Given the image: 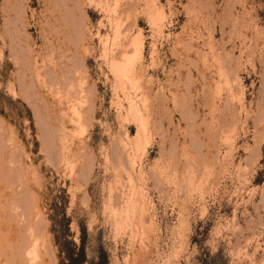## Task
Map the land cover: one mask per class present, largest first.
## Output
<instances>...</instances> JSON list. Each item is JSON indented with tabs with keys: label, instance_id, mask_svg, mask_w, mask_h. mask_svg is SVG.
I'll return each instance as SVG.
<instances>
[{
	"label": "rangeland",
	"instance_id": "obj_1",
	"mask_svg": "<svg viewBox=\"0 0 264 264\" xmlns=\"http://www.w3.org/2000/svg\"><path fill=\"white\" fill-rule=\"evenodd\" d=\"M0 264H264V0H0Z\"/></svg>",
	"mask_w": 264,
	"mask_h": 264
},
{
	"label": "bare ground",
	"instance_id": "obj_2",
	"mask_svg": "<svg viewBox=\"0 0 264 264\" xmlns=\"http://www.w3.org/2000/svg\"><path fill=\"white\" fill-rule=\"evenodd\" d=\"M76 8V7H75ZM157 15V16H156ZM156 17H155V20H161V15L159 16L157 13H156ZM142 48H143V45L141 44L140 48L139 49H136L135 51V54L134 56L132 57H126L123 59V61L117 63L115 65V73L116 75L118 76V78L120 77L121 79L122 78H126L130 81V83H137V80H136V69H135V61L137 60V58H139L141 56V53H142ZM82 63V62H81ZM81 65V64H80ZM77 66V64H76ZM80 68V67H78ZM65 71V70H64ZM73 76V75H72ZM74 80V79H73ZM124 80V79H123ZM121 81V80H120ZM55 83V82H53ZM56 86V85H54ZM59 86V85H58ZM65 90V89H64ZM57 91V90H56ZM57 93V92H56ZM143 128L145 129L146 128V125H143ZM25 249H23V255L26 256L24 253H26V251H24ZM22 255V256H23ZM21 256V255H20ZM36 256V255H35Z\"/></svg>",
	"mask_w": 264,
	"mask_h": 264
}]
</instances>
